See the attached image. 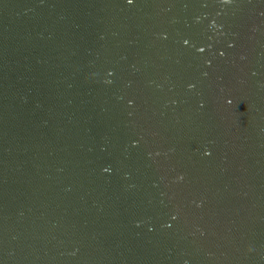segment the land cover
Here are the masks:
<instances>
[{"label":"water","instance_id":"95a60500","mask_svg":"<svg viewBox=\"0 0 264 264\" xmlns=\"http://www.w3.org/2000/svg\"><path fill=\"white\" fill-rule=\"evenodd\" d=\"M0 264H264V0H0Z\"/></svg>","mask_w":264,"mask_h":264},{"label":"snow or ice","instance_id":"6c2138e0","mask_svg":"<svg viewBox=\"0 0 264 264\" xmlns=\"http://www.w3.org/2000/svg\"><path fill=\"white\" fill-rule=\"evenodd\" d=\"M132 2V0H129V3H131Z\"/></svg>","mask_w":264,"mask_h":264}]
</instances>
